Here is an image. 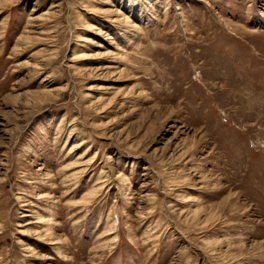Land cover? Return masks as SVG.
Masks as SVG:
<instances>
[{
	"label": "rangeland",
	"instance_id": "374dc122",
	"mask_svg": "<svg viewBox=\"0 0 264 264\" xmlns=\"http://www.w3.org/2000/svg\"><path fill=\"white\" fill-rule=\"evenodd\" d=\"M0 264H264V0H0Z\"/></svg>",
	"mask_w": 264,
	"mask_h": 264
}]
</instances>
